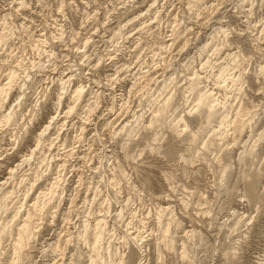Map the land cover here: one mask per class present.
<instances>
[{"label":"rangeland","instance_id":"374dc122","mask_svg":"<svg viewBox=\"0 0 264 264\" xmlns=\"http://www.w3.org/2000/svg\"><path fill=\"white\" fill-rule=\"evenodd\" d=\"M2 33L8 40L0 42V85L14 69L15 78L0 118L10 109L17 115L10 125L0 123V184L47 118L58 117L29 164L0 188V195L14 191L9 211L0 213L3 221L23 202L19 177L43 173L33 198L47 193L57 174L63 179L59 197L35 218L36 234L23 248L21 264H89L81 224L101 217L110 234L100 253L110 243L126 264H264V0H0ZM229 54L237 58L229 61ZM225 64L232 67L229 79H242L233 86L226 77V88L218 90L211 76ZM194 73L204 81L200 87L230 105L228 120L242 107V133L227 129L222 141L205 146L219 129L216 117L191 147L184 133L177 138L165 127L147 130L153 111L169 97L167 119L183 116L193 122L188 131L198 129L196 114L187 116L195 105L189 89ZM67 78L71 83L61 90ZM166 82L171 84L159 93ZM78 85L83 94L74 103ZM70 107L73 113L64 116ZM136 116L143 119L138 124ZM125 123L136 128L131 136L118 131ZM44 162L52 168L46 171ZM160 208L167 210L159 217ZM166 223L175 250L160 241ZM135 235L143 240L141 252L132 249ZM12 243L10 236L2 240L0 264H10Z\"/></svg>","mask_w":264,"mask_h":264},{"label":"bare ground","instance_id":"6f19581e","mask_svg":"<svg viewBox=\"0 0 264 264\" xmlns=\"http://www.w3.org/2000/svg\"><path fill=\"white\" fill-rule=\"evenodd\" d=\"M197 3V2H196ZM203 4V3H202ZM199 5V4H198ZM201 5V4H200ZM6 15V14H5ZM4 20V19H3ZM4 22V21H3ZM7 24V23H6ZM126 25V24H125ZM176 30V29H175ZM2 31V30H1ZM4 32V31H3ZM177 32V31H176ZM187 32V31H186ZM225 33V31L223 32ZM222 33V34H223ZM3 34V33H2ZM176 34V33H175ZM182 34V33H181ZM6 35V36H5ZM3 34L1 35L0 37V42L3 43V41H5V39H7V34ZM212 35V34H211ZM224 35V34H223ZM176 36V35H175ZM34 37V36H33ZM174 39V38H173ZM198 39V38H197ZM8 40V39H7ZM43 40H40L38 39L36 42H37V46L38 47V44H41ZM213 41V40H212ZM226 41V40H225ZM233 43V42H232ZM259 43V42H258ZM1 44V43H0ZM166 44V43H165ZM173 44V43H172ZM187 44V43H186ZM164 45V44H163ZM35 46V45H34ZM241 46V45H240ZM168 47V46H167ZM228 47V46H227ZM35 48V47H34ZM219 48V47H218ZM221 48V47H220ZM165 49V48H163ZM39 51V50H38ZM216 52V51H215ZM239 54V52H237ZM236 53V54H237ZM213 54V53H212ZM236 54H229V55H226L227 59L229 61H234V59L237 58V55ZM249 55V54H248ZM225 57V58H226ZM249 59V58H248ZM242 60V59H241ZM209 61V60H207ZM228 61V62H229ZM227 62V61H226ZM236 62V61H235ZM238 63V62H237ZM236 63V64H237ZM209 64V63H208ZM220 64V63H219ZM233 64V63H232ZM235 64V63H234ZM33 65V64H32ZM19 66V65H18ZM22 67V66H21ZM203 67V68H202ZM201 68L204 69V67H207L206 64H204ZM218 67V66H217ZM19 68V67H18ZM32 68V67H31ZM232 68L231 65L229 66L228 64H225L224 66H221L219 67L218 71L216 74H213L211 77L212 81H214L213 79L215 78V83L214 85H217L215 87L218 88V90H222L225 89L226 87L224 86V84L226 83V80L225 78L228 76V71L229 69ZM236 68V67H235ZM17 69V68H16ZM233 69H234V66H233ZM262 70V69H261ZM18 71V70H17ZM206 71V70H205ZM208 71V70H207ZM15 69L14 71L12 70L11 72H9V75L7 77V82L5 84H2L0 85V109L2 108H5L4 105L6 104V101L7 99H9V92H11L10 90H12V84L14 82V78H15ZM256 72V71H255ZM20 73V72H19ZM234 73V72H233ZM256 74V73H255ZM194 79H192L191 83L189 84V89L191 92H195L194 94H196V98H195V105H193L194 107L191 108L190 112L187 113V116H192L194 114H196V118L195 120L193 119V121L197 122L196 124L198 125V129L196 131H188V128H189V124L193 123L191 121H189V119H187L186 117H183V116H179L178 118H173L171 119V121L169 120V116L167 114H169L167 112V109L169 107V105H171V102L173 101L170 97L165 99L164 97V101L163 104L160 103L161 107H159L158 109L154 110L153 113H152V116L150 120H148V127H147V130H153L156 129V128H160V127H165L167 130H170V133H172L173 135H176L177 136H180L182 135L183 133L186 134V141H188L190 143V146L191 147H194V145H196L195 143H197V139H198V136L200 134V131L201 130H205L206 128L210 127L211 126V123H213V120L216 119V117L219 119V129L217 131H214L212 130V133H211V138L212 139H209V141H207L206 143H204V145L206 146L207 144L209 146H214L215 145V141H222L225 137H227V129H229V131H232V132H239V133H242V131L244 130V128L246 127V124L244 123L245 121H242V118L244 116V111L239 108V110H237L236 114H235V118L230 121L228 120L229 118L227 117V111L225 112L226 108H227V105H229L228 103H226L225 101L224 102H220L217 100L216 98V94L214 91L212 90H208L207 88L204 87H200L199 85L201 84H204L202 82V78L199 77V75L197 73H194ZM230 75V74H229ZM68 76V75H67ZM147 76V75H146ZM151 77V76H150ZM22 79V78H21ZM229 78L227 77V80ZM242 77H237V78H231L229 79L228 82H230L231 84H234L237 82L239 84V81H241ZM143 80V79H142ZM60 81V80H59ZM69 78H67V80L63 81L61 80V84H60V89L61 90H65L64 87L66 84L69 83ZM172 81V80H171ZM165 82V81H164ZM258 82V80H257ZM59 83V82H58ZM71 83V82H70ZM69 83V84H70ZM167 83V82H166ZM164 83L161 89V91H159V93L163 92L164 93V90L167 88L168 86V82L167 84ZM212 83V82H211ZM236 83V85H238ZM137 84V83H136ZM171 84V83H170ZM169 84V85H170ZM223 84V85H222ZM212 85V84H211ZM222 85V86H221ZM228 85V84H227ZM66 86H69V85H66ZM134 86V85H133ZM171 87V86H170ZM200 87V88H199ZM133 88V87H132ZM175 88V87H174ZM83 86H77L75 87V89L73 90L72 92V100L74 103L75 102H78L81 97H82V94H83ZM187 89V88H186ZM188 89V90H189ZM60 90V91H61ZM67 90V89H66ZM148 90V89H147ZM156 91V90H155ZM166 91V90H165ZM187 91V90H186ZM158 92V91H157ZM238 92V91H237ZM62 93V94H61ZM59 93L58 97H57V101H56V104H55V113L56 115H58V110L60 109L61 107V104H62V96H63V92ZM189 93V92H188ZM192 94V93H191ZM190 94V95H191ZM62 95V96H61ZM152 95V94H151ZM168 97V96H167ZM152 98V97H151ZM175 98V97H174ZM13 99V98H12ZM226 99V98H225ZM238 99V98H237ZM160 100V99H159ZM224 100V99H223ZM193 101V100H192ZM242 101V100H241ZM17 102V101H16ZM161 102V101H160ZM231 102V101H230ZM18 104V103H17ZM179 104V103H178ZM16 105V104H15ZM14 105V106H15ZM114 105V104H113ZM17 106V105H16ZM74 106H76L74 104ZM230 106V105H229ZM228 106V107H229ZM242 106V105H241ZM13 107V106H12ZM18 107V106H17ZM89 107V106H88ZM150 107V106H149ZM153 107V106H152ZM75 107H70L68 109L67 112H65L63 115L64 116H68L70 115V113L72 112L73 113V109ZM154 108V107H153ZM246 108V107H245ZM248 108V107H247ZM149 109V108H148ZM152 109V108H151ZM229 110V109H228ZM93 111V110H92ZM247 111V110H245ZM148 112V111H147ZM142 113V112H141ZM247 113V112H246ZM16 115L15 113H13V111L10 109L8 111V113H6L5 115L2 116V113H1V116L2 118H0V123L3 124V125H10V123L14 122L15 118H16ZM88 115V114H87ZM249 115V114H248ZM22 116V115H21ZM185 116V115H184ZM167 117L169 119H167ZM171 117V116H170ZM246 117V116H245ZM35 118V117H34ZM57 116L55 115H52L50 117H48L47 119L49 120L48 122L46 121V123H44V125L42 127H40L41 129L37 130L38 132L32 137V142L33 144L32 145V148L28 150L27 154L23 155L20 157V162L15 166L14 169H10L9 172H8V175H9V178L6 179L9 180L11 177H13V174L14 172L16 171V169L18 168H22V165H24L25 163L28 162L29 164V160L30 158H32V156L38 151V149H40V147L42 146V144L44 143V139L47 135H49L50 133V130L53 128L52 125L55 124L54 122H57ZM66 118V117H65ZM64 118V119H65ZM132 118V117H131ZM140 119H142L141 117H137L136 116V119L134 120V122L136 124L139 123ZM143 120V119H142ZM30 121H33V119H31ZM29 122V120H28ZM133 122V121H132ZM215 122V121H214ZM42 123V124H43ZM247 123V122H246ZM20 124V123H19ZM29 124V123H28ZM31 124V123H30ZM130 124V123H129ZM135 124V125H136ZM251 124V123H250ZM16 125V124H15ZM133 125V123H132ZM140 125V124H139ZM25 126V125H24ZM134 126V125H133ZM137 126V125H136ZM145 126V125H144ZM216 127V126H215ZM250 128L252 126H249ZM248 127V128H249ZM120 129L118 130L119 133H125L128 136H131V133L135 132L136 131V128H133L129 125H127L126 123L123 124L121 127H119ZM144 128V127H143ZM214 128V127H213ZM23 129V127L21 128ZM25 129V128H24ZM80 130V129H79ZM146 130V129H145ZM163 130V129H162ZM57 131V130H56ZM207 131V130H206ZM149 132V131H148ZM55 133V132H54ZM159 133V132H158ZM207 133V132H206ZM238 133V134H239ZM136 134V133H135ZM154 135V138L156 140L158 134L157 132L153 133ZM171 134V135H172ZM229 134V133H228ZM234 134V133H233ZM58 135V134H55V136ZM172 135V136H173ZM209 135V134H207ZM262 135L261 134L258 139L261 140L262 138ZM51 136V135H50ZM59 136V135H58ZM124 136V135H123ZM233 136V135H232ZM19 137V136H17ZM17 137H15L14 139V142L18 144V140L16 139ZM48 137V136H47ZM57 137V136H56ZM133 137V136H132ZM159 137V136H158ZM71 138V137H70ZM178 138V137H177ZM250 138V137H249ZM56 139V138H55ZM216 139V140H215ZM22 140V139H21ZM58 140V139H57ZM56 140V141H57ZM65 140V139H64ZM130 140V139H128ZM154 140V141H155ZM10 141V140H9ZM148 141V140H147ZM157 141V140H156ZM27 142V141H26ZM187 142V143H188ZM148 143V142H146ZM188 143V144H189ZM51 144H53V142H51ZM150 145V144H149ZM218 145V144H217ZM52 146V145H51ZM148 146V144H147ZM47 147V146H46ZM123 147V146H122ZM155 147V145H154ZM52 148V147H51ZM70 148V147H69ZM255 148V147H254ZM151 150H156V149H153L152 147H150ZM149 149V150H150ZM245 149V148H244ZM50 150V149H49ZM150 150V151H151ZM205 150V149H204ZM70 152V151H69ZM247 154L249 155H253V149H249L248 151H246ZM245 153V154H246ZM49 154V153H48ZM70 154V153H69ZM225 154V153H224ZM239 154V153H238ZM52 155V154H50ZM231 155V154H230ZM35 156V155H34ZM250 156V158H252ZM241 157V156H240ZM239 157V158H240ZM249 157V156H247ZM53 158V157H52ZM69 158V157H68ZM126 158V157H125ZM249 158V159H250ZM46 159V158H45ZM221 159V158H220ZM56 160V159H55ZM60 160V159H59ZM112 160V159H111ZM45 161V160H44ZM48 161V159H47ZM64 161V160H63ZM242 161V160H241ZM263 161V160H262ZM54 162V161H53ZM43 163V162H41ZM48 163V162H47ZM219 163V162H218ZM250 163V162H249ZM45 164V162H44ZM26 165V164H25ZM40 165V164H39ZM46 165V164H45ZM57 165V164H56ZM223 165V164H222ZM51 165L48 164V166L46 165V171H48L49 168H52L50 167ZM58 167V165H57ZM60 167V165H59ZM65 167V166H64ZM115 167V166H114ZM230 167V166H229ZM60 168H63L60 167ZM66 168V167H65ZM228 168V166L224 167V171ZM33 169V168H32ZM31 170V169H30ZM61 170V169H60ZM116 170V169H115ZM65 171V170H64ZM264 171V170H263ZM120 172V171H119ZM60 173V171H59ZM62 173V171H61ZM226 172H224L225 174ZM264 173V172H263ZM43 174V173H42ZM42 174H40L37 169L36 170H31L30 173H26L25 175L19 177L18 181H17V186L21 187L22 188V196L19 197L21 199V201L23 202H19V206H14V207H17L16 209L14 208V212L12 211L13 215L10 219H6L5 218L8 216H6L3 221L1 222L0 221V244L2 243V240L6 237V236H10L12 237V260L10 262V264H21V260H22V250L23 248H25V246L29 245L30 243V240H33L34 237H35V229H36V225H35V221H36V217H38L39 213H41V211H43V209H45V207H47L51 201L55 198V197H59V191L58 189L59 188H62L60 187V182L61 179L60 178V175L57 174L56 178L53 179L52 182H50V186L49 188L47 189V193L44 191V192H39L40 190H38L39 193H37L36 197L34 196L33 198V194L35 193V190H37V188L39 189V187L36 188V184L42 179ZM117 174V173H116ZM245 174V173H244ZM256 176V175H255ZM117 177V176H116ZM170 177V176H169ZM252 178V177H251ZM12 180V179H11ZM168 180V179H167ZM6 181H4L3 183L0 184V188L3 187V185L5 183H7ZM15 181H16V178H15ZM119 181V180H118ZM254 182V181H253ZM15 184V183H14ZM39 184V183H38ZM49 185V184H48ZM250 186V190H254L252 189V186ZM89 187V186H88ZM248 187V186H247ZM5 189V187H4ZM249 189V188H248ZM2 191V190H1ZM18 191V189H17ZM14 192V191H12ZM12 192H3L1 195H0V213H5L8 209V200H10L11 198V195L14 193ZM21 193V190L20 192ZM46 193V194H45ZM32 195V197H31ZM78 195V194H77ZM250 195V194H249ZM247 196V195H246ZM255 196V195H254ZM257 196V194H256ZM264 195H262L261 197V200H263V197ZM251 197H253V193H251ZM33 198V199H31ZM256 198V197H255ZM18 199V197H17ZM29 199V202H30V205H28V207L26 208V210L23 212V207L25 206L26 203H29L27 202V200ZM258 199H259V195H258ZM17 205V204H15ZM27 205V204H26ZM91 205V204H90ZM104 205V204H103ZM90 210V209H89ZM92 210V209H91ZM167 210V208H160L159 210V214L158 216L160 217L161 213L165 212ZM9 211V210H8ZM7 211V212H8ZM121 213H123L122 211L119 213L118 216H121ZM163 215V214H162ZM157 216V217H158ZM123 217V216H122ZM2 218V217H1ZM159 219V218H158ZM173 219V218H172ZM69 220V219H68ZM160 220V219H159ZM158 221V220H157ZM175 223L176 221H171L170 224L172 223ZM159 223V221H158ZM241 223V222H240ZM68 224V223H67ZM162 224V223H161ZM167 224V223H166ZM164 224V225H166ZM170 224L168 223L166 226H163L160 228V241L161 243H163V247L168 249L169 251L170 250H175L174 248V240L172 238V236L170 235ZM176 226L179 225L178 223H175ZM81 228H82V231L80 233V237L81 240H83L85 242V244L88 245L89 249L91 250V255L89 256V264H126L128 262H126V258L124 259L123 256H119V253L117 252V250L113 249V247L111 246L110 243H107V246L106 248L104 249V253L101 254L100 253V249H101V246H103V242H104V237L105 235L110 232V230H108V225H107V222H106V219L104 217H101V218H98V219H95L94 223L93 224H90L86 221V219L82 222L81 224ZM160 225V224H159ZM173 225V224H172ZM219 229V228H218ZM66 231V230H65ZM112 231V230H111ZM193 232V231H192ZM79 234V233H78ZM110 234V233H109ZM187 237H193V233H187ZM106 235V236H107ZM185 235V234H184ZM68 236V235H67ZM79 236V235H78ZM71 237V236H70ZM75 237V236H74ZM186 237V238H187ZM73 238V237H72ZM185 239V238H184ZM59 240V239H58ZM69 240V239H68ZM131 241H132V244H134L133 248H135V250H138L141 252V250L143 249L141 247V242L143 241L141 237L135 235L131 238ZM59 242V241H57ZM64 242V241H63ZM65 242H68L67 240H65ZM126 241H124L125 243ZM140 242V244H139ZM130 243V242H129ZM67 244V243H66ZM128 243H126L127 245ZM184 244V243H183ZM129 245V244H128ZM127 245V246H128ZM131 245V244H130ZM26 246V247H27ZM59 246V245H58ZM57 246V248H58ZM132 247V245L130 246ZM55 249V247H54ZM182 249V253H180V257L181 259H188L189 258V254L188 252H186L185 250V247L183 245V248ZM130 250V249H129ZM88 252V251H87ZM89 252V253H90ZM138 253V252H137ZM160 253V252H159ZM1 255V254H0ZM132 256H136L135 253L132 251L130 253V256L128 255V257H130V259H132ZM162 256V255H161ZM161 256H158V257H161ZM127 257V258H128ZM116 258V259H115ZM162 258V257H161ZM24 259V258H23ZM133 260V259H132ZM162 260V259H161ZM128 261V260H127ZM131 261V260H130ZM129 261V262H130ZM23 263V262H22Z\"/></svg>","mask_w":264,"mask_h":264}]
</instances>
